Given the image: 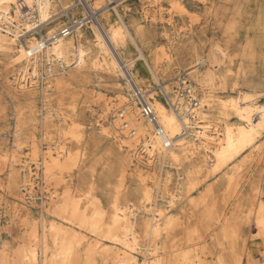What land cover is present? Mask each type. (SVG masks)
<instances>
[{"label":"bare ground","instance_id":"obj_1","mask_svg":"<svg viewBox=\"0 0 264 264\" xmlns=\"http://www.w3.org/2000/svg\"><path fill=\"white\" fill-rule=\"evenodd\" d=\"M81 1L0 0V53L12 59L11 66L18 65L12 83L18 91L9 90L8 93L17 99L20 92L26 100H34V90L40 88L36 77L42 63L57 59L63 64V68L54 66L47 74V84L41 90L43 106L47 108L39 124L43 128V139L56 133V142L48 144L40 171L46 183L58 186L66 178L64 171L78 166L80 156L86 153L79 145L83 143L82 124L72 118L75 106L72 114H62L63 109H55L49 103L53 95L50 89L55 87L58 93L70 90L72 81L82 73L88 74L87 70L96 73L99 83L103 82L102 73L118 78L124 85L116 88L118 100L126 106L115 113L111 123L98 122L97 128L102 135L114 140L113 152L119 163H104L99 175L104 190L100 194L96 192L99 187L96 185V164L89 171L87 161L83 160L86 163L82 170L90 173L89 178L81 173L86 193L73 194L67 188L64 196H57L55 191V196L51 193L44 206L45 212L35 216L31 214L25 195L18 193L22 180L30 197H35L30 162L22 160L16 150L13 155L0 154V172L9 165L12 174L8 191L16 192V204L11 212L19 215V219L27 216L26 220L20 219V225L27 227L21 229L19 244L11 249L0 244V264H165L161 249L162 242L170 240L168 232L178 227L186 210L201 207L205 219L222 224L221 238L213 236L210 242L217 248L218 262L241 264V256L233 249L237 248L234 240L239 236L241 214L252 216L261 231L259 235H264V93L261 94L264 73L257 82V78L247 75L242 59L253 54L252 39L246 37V45L239 55V67L235 66L238 54L229 48L231 42L221 39L213 42L202 60L200 53L195 52L194 57L200 60L197 63L206 67L200 70L195 65L186 72L195 85L190 94L185 95L181 80L178 88L177 84L171 86L161 81L156 65H159V58L152 62L140 41L142 26L130 23L126 12L114 0H88L90 12ZM104 1L108 2L102 5ZM154 2L158 3L157 7L162 5L159 0ZM173 5L179 12H186L177 0ZM70 9L81 14L87 28L86 36L79 38L82 30L77 32L75 40L55 38L56 26L63 21L57 18L62 13L72 19L77 15L71 14ZM152 17L163 19L164 13L156 9ZM45 27L46 35L43 34ZM257 27L264 31V7L257 17ZM37 34L42 40L51 39L50 43L41 45ZM129 44H133L136 54L126 48ZM138 61L144 63L155 86L147 88L136 69ZM91 94L92 98L97 97L104 103L103 111L111 110L113 103L102 94L101 86H94ZM59 104L63 105V99ZM147 105L156 120L152 121L145 114ZM210 111L215 113L217 122L209 116ZM15 132L17 135V128ZM38 137L33 134L31 140L36 154L39 152ZM68 140L74 142L78 150L70 148ZM249 151L250 159L246 156ZM141 153H147L146 162ZM252 154L262 159L259 174L248 180L247 191L230 216L218 210L215 197L226 192L228 196L221 198L228 199L236 192L235 186L244 177L240 173L247 167ZM153 164L160 166L158 174L151 173ZM40 166H36L37 170ZM172 166L178 171L184 170L185 176L181 173L173 180L172 172L167 170ZM150 177L153 180L150 181ZM210 178L214 183L206 185L200 197H193L192 193ZM84 195L85 201L81 203ZM235 219L239 220L238 227ZM186 227L189 238L199 236L198 226L187 223ZM230 237L234 241L233 263L225 257ZM180 256L182 264H201L190 251ZM177 260L172 259L169 264Z\"/></svg>","mask_w":264,"mask_h":264},{"label":"rangeland","instance_id":"obj_2","mask_svg":"<svg viewBox=\"0 0 264 264\" xmlns=\"http://www.w3.org/2000/svg\"><path fill=\"white\" fill-rule=\"evenodd\" d=\"M87 1L88 0H82L81 2L90 12ZM114 1L122 11L126 12L127 20H129L130 23L136 25L140 24L142 26L143 29L140 34V41L152 62L159 58V65H156L160 72V79L164 84L171 86H176L175 84H177L178 88L181 74L189 72L195 65L200 70H203L206 66L199 65V61L203 59V56L209 53L211 44L220 39L225 42H231L229 48L238 54L235 66L239 67L241 63L239 55L242 48L246 45L245 41L247 36H250L249 39H252V48H254V50L251 56L242 58L245 62L246 73H248L247 75L250 77L257 78V82L263 78L264 31H261V29L257 27V17L261 15L263 11L264 0H177V2L185 7L186 12L184 13L176 10L175 7L173 8V4L176 0H159V3L162 4L160 7H157L158 3H155L154 0ZM106 2L108 1H104L102 5L106 4ZM58 7L59 10L62 9L60 6ZM156 9H161L164 13L163 19L159 17L153 19L152 13ZM69 12L71 14L77 13V15H73L72 19L69 15L66 17L65 14L62 13L57 20L62 19L63 21L60 25L56 26L57 29L54 37L75 40L77 32L82 30L83 32L80 34L81 37L79 36V38L85 37L87 28H85V24L81 20V14H79L76 9H70ZM170 13H172V16H170ZM94 19L96 20L95 17ZM67 27L71 29V32L69 35L63 36V29ZM45 30L46 27L43 29L44 35H46ZM38 36L39 39H41L40 35ZM126 48L134 54L137 52L133 44L127 45ZM195 52L200 53V60L194 57ZM11 61L12 59L0 53V154L4 155L8 153L9 155H13V152L17 151L22 160L24 159L30 162L29 165H31L33 169L32 174L34 176V189L32 190L34 193H32L35 197H30L29 191L24 187L25 182L22 180L19 181L18 184V193L25 195L31 214L35 216L43 214L45 212L44 206L49 202L51 193L55 191L57 196H64V192L67 188V191L70 190L73 194L83 195L86 193L87 189L84 179H81V173H84L86 178H89L90 173H86V170H82L84 163H86L83 160L87 161L89 171L96 164V185L98 186L99 184L96 192L101 194L104 190V185L103 182L100 181L99 175L102 173L101 169L104 163L114 162L115 165H117L119 161L118 156L113 152L114 140L102 135L97 127L99 124L98 122H104L106 120L105 123H111L114 120L115 113L125 108L126 104L118 100V94L116 92L117 86H124L123 82L118 78H110L105 73H102L104 75L103 82L99 83L96 79V73L93 70H87L90 71L88 74L82 73V75H79V77L72 81L70 90L58 93L55 87L50 89V93H53V95L49 103L55 109H63L61 111L62 114H72L71 110H74L73 106H75V114L73 113L74 116L72 118L82 124V129L84 131L82 135L83 143L79 145L83 149V153H86V155L80 156V164L78 166H73L64 171L66 178L57 186L55 183H46L42 171H40V168H42L41 162L43 161V155L48 153L47 151L49 150L48 144L54 145L56 142V133H50L44 139L43 136H41L43 128L39 124L42 123V115L47 108L43 106L44 100L43 94L41 93L43 87H41L40 84L39 90H34L36 92V97L32 100L33 103H31V100H26L23 95H20L22 94L20 92L17 93V99L13 98L8 91H18L12 84L18 73L15 72L18 65L11 66ZM136 69L141 79L145 81L147 88L156 85L155 80L142 61L137 62ZM96 85L101 86L102 94H104L108 100L112 101L111 110L107 112L103 111L104 103L99 102L97 97L92 98L91 91ZM258 90L263 91V88L258 87ZM263 93L264 92L261 94ZM262 98H264V96H262ZM61 99H63V105L59 104ZM70 106L72 108H70ZM208 113L209 116L217 122L215 113L211 111ZM54 119H58L56 115H54ZM16 128L18 129L19 135H16ZM33 134L39 136L37 139L39 152L37 154L34 153L33 144H31ZM67 145L74 150L75 148L78 150L77 145L75 146L74 142H71V140H68ZM146 154L147 153H143L142 156L145 158ZM246 154L247 158L250 159L251 152L249 151ZM253 156L252 154L251 162L249 161L247 163V167L244 169L243 173H240V176L244 174V177L241 178L243 180L240 181V184L235 186L236 189L234 190L236 192L233 193V195L230 194L228 199L221 198L223 195L228 196L226 192L220 195L221 197H215L218 210L225 211L226 214L231 216L240 197L247 191L248 180L251 181L259 174L262 159ZM243 157L245 156L243 155ZM144 161L146 162L147 158H145ZM40 164L41 166L37 170L36 166ZM151 169V173L158 174L160 166L153 164V168ZM167 170L172 172L174 177L173 180L178 178V174L182 173V175L185 176L184 170L182 169L178 171L172 166L170 168L167 167ZM11 174L12 171H10L9 165L0 172V244L2 246L6 244L9 249L19 244L18 240L22 237V230L24 227H27V225H20V219L26 220L27 216L19 219V215L18 217L14 216L13 212H11L12 207L16 204V200L14 199V194L16 192L11 190L10 193L8 191ZM212 178L217 179V177ZM213 179L210 178L205 185L201 186L202 188L199 187L195 190L192 193V195H194L193 197H200L201 190H203L206 185L214 183ZM151 180H153V178L150 177V181ZM99 182H101V187ZM66 184H68V187ZM53 195L55 196V193ZM262 197L264 200V185L262 187ZM84 201L85 195L82 197L81 203ZM160 203H163V201ZM203 209L204 208L201 207L186 210L184 214L181 215L178 227H173L174 229L172 228L170 232H168L170 240L166 239V242H162L161 249L165 254V264H169L172 259L177 258L178 260L175 264H182V257L180 254L185 251H190L191 254L196 255L195 260L197 263L220 264L217 259V248L213 247L210 242L213 236L214 239L221 238L220 229L222 224L220 222L217 223L215 220H212V222L209 219H205L201 215L204 212L202 211ZM241 215V227H238L239 220L235 219L236 226L238 229L240 228L238 233L239 236L236 237L238 241L236 239L234 240L236 241L237 248H233L234 243L232 242L234 241H232L231 237L227 239V242H230V244L225 251V257L228 262L233 263L232 254L235 251V254L242 258L241 264H261L264 262V235H259L261 231L256 226L252 216L250 218L249 216H244V214ZM187 223L188 226L189 224L198 226L199 236L193 239L189 238L190 235L186 231ZM232 248L234 251L231 252Z\"/></svg>","mask_w":264,"mask_h":264},{"label":"built area","instance_id":"obj_3","mask_svg":"<svg viewBox=\"0 0 264 264\" xmlns=\"http://www.w3.org/2000/svg\"><path fill=\"white\" fill-rule=\"evenodd\" d=\"M70 32H71V29H69V27H67V28L63 29L62 34H63V36H67L70 34ZM42 39L43 38H41L40 40H42ZM50 40L51 39L42 40L41 45L46 46L48 43H50ZM45 48L46 47H44L43 49H45ZM45 59H47V58H45ZM51 60H53V61H51ZM51 60L48 59V60H45L44 63H42V67L39 70V75L36 77V80L41 84V87H43L47 84L46 83V80H47L46 77H47L48 72L51 71L52 67L61 65V67L63 68V66H62L63 64L61 63L60 60H57V59H51ZM187 74L188 73H183L180 75V78H179V80H181V82H182V93L183 94L185 93V95L190 94V91L192 90L193 85H195V82L193 81V79H191ZM145 114L148 115L152 121L156 120V118L154 117L152 109L148 105L145 107Z\"/></svg>","mask_w":264,"mask_h":264}]
</instances>
